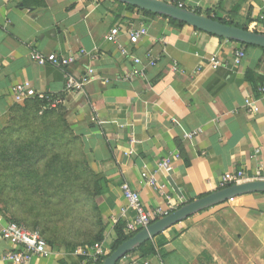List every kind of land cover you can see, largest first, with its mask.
<instances>
[{"label":"crops","instance_id":"0c3cea01","mask_svg":"<svg viewBox=\"0 0 264 264\" xmlns=\"http://www.w3.org/2000/svg\"><path fill=\"white\" fill-rule=\"evenodd\" d=\"M157 1L182 3L203 16L212 12L241 29L255 27L259 33L264 28V0ZM126 6L114 0H0V126L10 120L19 84L30 83L36 93L59 100L57 108L72 118L101 182L93 197V230L83 239L100 236L109 255L116 226L134 217L121 188L125 183L150 211L167 210L166 197L180 209L230 188L234 185L221 187L228 175L243 173L242 184L264 181L262 48H246ZM116 26L121 35L112 44L106 37ZM142 27L147 35L132 45L129 34ZM242 49L246 57L236 63ZM36 52L76 59L64 70L38 64ZM214 56L223 64L217 70L209 61ZM174 63L187 74L175 73ZM88 69L94 74L84 92H67L65 73L81 79ZM247 100L259 113L249 112ZM168 157L173 171L157 174L166 185L163 194L142 175L154 174ZM232 199L156 236L150 241L153 254L133 257L151 264H264V192ZM50 248V259L35 257L32 263L82 264L74 255L77 247L62 242ZM10 249L0 235V264H13L2 260Z\"/></svg>","mask_w":264,"mask_h":264},{"label":"rangeland","instance_id":"374dc122","mask_svg":"<svg viewBox=\"0 0 264 264\" xmlns=\"http://www.w3.org/2000/svg\"><path fill=\"white\" fill-rule=\"evenodd\" d=\"M11 114L0 126V215L56 240L82 241L94 226V170L72 118L63 109L42 115L28 101Z\"/></svg>","mask_w":264,"mask_h":264},{"label":"built area","instance_id":"2783aa9c","mask_svg":"<svg viewBox=\"0 0 264 264\" xmlns=\"http://www.w3.org/2000/svg\"><path fill=\"white\" fill-rule=\"evenodd\" d=\"M180 9H185V5L180 3L177 5ZM214 18V15H212ZM148 33L146 27H142L137 31H133L129 34L130 43L136 45L140 40L145 37ZM259 33L264 35V28H262ZM121 35V27H113L106 37L109 43H117L118 38ZM34 59L40 65L51 64L57 68L68 70L70 66L75 62L76 57L62 58L56 54H51L48 56L41 55L39 53H34ZM246 53L242 49L236 53L235 62L239 63L245 59ZM210 64L213 69L217 70L223 66L222 61L217 57H211L209 59ZM136 63L139 60L136 59ZM173 71L182 75H186V71L179 67L177 63H174ZM87 76L85 75L81 79H76L73 75L65 73L66 77V90L70 93H83L86 85L92 80V75L94 71L88 69ZM14 98L17 103L26 102L28 100H39L44 103L41 113L48 110L56 109L59 105V100H55L51 97L45 96L43 94H38L31 87L30 83H22L17 85L14 90ZM247 106L251 114L259 113L260 108L252 102L247 100ZM198 132H201L199 130ZM198 132L191 133L187 135L188 139H191ZM173 159L172 157L165 158L157 165V170L154 174H149L147 172L143 173L142 178L151 187L159 189L163 194L166 185L159 183L157 174L161 172L170 173L173 171ZM243 173H238L236 175H228L223 177L221 187L227 188L230 185H239L243 182ZM123 195L127 201V209L134 213L133 219L129 220L126 224V234L134 235L143 229L148 228L154 222L169 216L176 209L172 206V202L169 197H166L168 201V209L164 210L157 208L154 210H147L145 207L141 196L138 192L134 191L127 183L122 185ZM230 202H234V199H230ZM0 235L1 238L8 242L11 246L10 251L4 254L2 260L5 262H10L13 264H33V258L40 257L43 259H50L53 256V251L51 250L46 239L40 234L38 230L32 231L28 230L24 225L6 219L0 215ZM74 255L81 259L82 264L89 263H99L101 260L106 259L109 256L106 246L103 242H97L93 245L79 246L74 250ZM118 264H151L149 260L134 258L132 254L122 258Z\"/></svg>","mask_w":264,"mask_h":264},{"label":"water","instance_id":"95a60500","mask_svg":"<svg viewBox=\"0 0 264 264\" xmlns=\"http://www.w3.org/2000/svg\"><path fill=\"white\" fill-rule=\"evenodd\" d=\"M125 5L136 7L142 11H147L159 16L181 22L198 31L208 33L229 41H234L246 46H253L264 49V35L253 33L235 26H229L214 20L207 16L199 15L193 11L180 9L175 5L157 0H114ZM264 192V181L248 182L234 185L214 193L208 197L192 202L188 205L176 209L169 216L164 217L151 226L138 232L132 238L121 244L114 250L103 262V264H118L119 261L127 255H130L150 242L156 236L163 233L172 226L188 219L189 217L215 205H218L227 199L235 196Z\"/></svg>","mask_w":264,"mask_h":264},{"label":"trees","instance_id":"16d2710c","mask_svg":"<svg viewBox=\"0 0 264 264\" xmlns=\"http://www.w3.org/2000/svg\"><path fill=\"white\" fill-rule=\"evenodd\" d=\"M126 8L127 9H130V10H133V11L135 10V11L143 12L146 15H149V16L163 17V18L167 19L172 25H175V26H179V27H185V26H187L184 23H181V22H178V21L169 19V18L164 17V16H159V15H156V14H153V13H150V12L142 11V10H139V9H137L135 7H132V6H126ZM195 13H197L199 15H203V13L200 12V11H196ZM211 13L212 12L206 13V16H208L209 18H212L214 20L220 21L223 24H226V25H229V26H234L233 23L226 22V21L221 20V19L216 18V17L213 18L211 16ZM245 30H248V31L253 32V33H257V29L255 27L254 28H245ZM242 46H244L246 48H253V46H246L244 44H242ZM262 50L264 51V49H262ZM251 74H253V72H249L247 74V78L248 79H250V75ZM254 82H255V80L253 81V83ZM28 102L36 105L39 110L42 109V106H43V103L42 102H40L38 100H36V101L35 100H28ZM59 109H61V108H56V109L48 110V111L44 112L43 115L46 114V113H48V112L56 111V110H59ZM17 152L22 153L19 149L17 150ZM11 156H14V155H11ZM88 173H89V175H91V183H92V185H90V187H89L90 199L93 202L92 208H91L92 209L91 211L93 213L90 215V218H91L92 215L96 211L95 210V205H94L93 197L97 196L100 193L99 188L101 187V182L97 180V177L98 176H97V174L94 171H92L91 169H89L88 170ZM17 223H19V222H17ZM19 224L20 225H23L21 223H19ZM37 227L39 228V226H37ZM26 228L28 230H32V231L38 230L40 232V234L46 239V241L48 242L49 246L50 247H53V248L55 247V244H57V243H61L62 244V242L65 243V245L72 246V248L79 247V246L93 245L94 243H97V242H103L102 241L103 239L100 236H97V239L94 240V241H91V240L89 241L88 239H90V237H87L85 240L83 239L80 242H76V240L75 241H72V240H70V238H68L66 241H63V240H60V239L59 240H56V239L50 238L48 236H45L46 233L44 235V233L42 231H40V228L39 229L38 228H29V227H26ZM115 232H116V235H117V240L115 242V247L113 248V251L116 250L121 244H123L124 242H126L127 240H129L130 238H132L134 235L137 234L136 233L134 235H127L126 234V224H124V223H118V225L115 228ZM150 246H151V242L148 243L146 246L141 247L139 250L135 251L132 254H136L138 252H143L145 255L146 254H148V255L153 254L154 253V250L153 249H149ZM104 260L105 259L101 260L98 264H103Z\"/></svg>","mask_w":264,"mask_h":264}]
</instances>
